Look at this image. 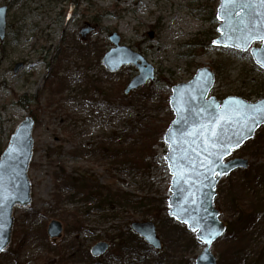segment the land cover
I'll return each instance as SVG.
<instances>
[{"label": "rangeland", "instance_id": "374dc122", "mask_svg": "<svg viewBox=\"0 0 264 264\" xmlns=\"http://www.w3.org/2000/svg\"><path fill=\"white\" fill-rule=\"evenodd\" d=\"M217 5L218 0H0L7 7L0 40V156L16 126L27 116L34 121L31 203L14 209L0 264H194L203 245L167 212L171 177L163 136L154 144L149 139L152 153L137 158L116 149L138 141L150 121L157 126L172 119L171 88L203 67L214 75L211 96L264 98V70L249 52L212 45ZM86 24L96 30L82 41L78 32ZM112 33L154 70L153 80L122 100L137 71L129 65L110 74L102 67ZM250 88L259 91L246 97ZM233 157L248 167L215 186L214 206L226 230L211 253L216 264H264V124ZM126 158L134 161L127 165ZM68 177L91 180L97 189L87 200L88 191L67 184ZM52 220L63 227L55 244L46 236ZM147 221L155 224L159 251L129 236L131 223ZM98 242L108 249L94 258L90 249Z\"/></svg>", "mask_w": 264, "mask_h": 264}, {"label": "water", "instance_id": "95a60500", "mask_svg": "<svg viewBox=\"0 0 264 264\" xmlns=\"http://www.w3.org/2000/svg\"><path fill=\"white\" fill-rule=\"evenodd\" d=\"M6 10L0 7V40L5 34ZM215 17L219 21L218 36L212 45L241 52L251 47L253 63L264 70V0H219ZM95 30V26L86 24L79 30L80 39L86 40ZM108 41L113 47L102 56V67L111 74L129 65L137 70L124 88V96L154 79L153 67L140 54L119 45L116 33ZM213 83V72L203 67L188 82L171 88L168 104L173 119L163 135L167 145L164 160L171 176L168 215L193 232L203 245L195 264H216L211 246L225 232V224L213 205L215 186L222 177L248 167L245 159L229 158L264 124V98L255 102L236 96L207 99ZM33 125L30 116L19 123L0 156V254L11 241L15 207L25 208L31 203L28 170L33 155ZM129 228L152 250H161L154 223L133 222ZM46 234L56 243L62 236L61 223L50 221ZM107 249V243L98 242L91 247L90 255L98 258Z\"/></svg>", "mask_w": 264, "mask_h": 264}, {"label": "trees", "instance_id": "16d2710c", "mask_svg": "<svg viewBox=\"0 0 264 264\" xmlns=\"http://www.w3.org/2000/svg\"><path fill=\"white\" fill-rule=\"evenodd\" d=\"M256 89L250 88V90L243 92V94H245L246 97L247 96L251 97L252 95L257 94V92L259 91V90H256ZM119 93L120 92H116V96L115 97H118L117 94L120 95ZM120 98L122 100V99H124V96L120 95ZM116 103H118V102H116ZM170 121H171V119L170 120H166V122L164 124L157 125V126L154 125L155 124L154 122L150 121L147 125H143L141 127V130H140L141 136L138 139V141H135V142H132V143H128V144L118 143L117 144L118 147H117L116 150H120L121 152L123 150H125L126 154H124V156H127L128 154H130V155H134L136 158L139 155H142L143 152H144V155L145 154H151L152 150H151V147L148 145L149 139L152 138V144L156 143V139L158 137H162L163 136V133H164V131H165V129L168 126ZM124 144H125V146H123ZM125 161H127L126 162L127 165H130V164H132V161H134V158L132 160L129 159V158H126ZM68 178H69L70 181L67 179L66 180L67 184L71 185L73 188H75L77 190L78 189H83V190L88 191L87 194H86L87 195V200L90 199V197L92 196L91 194H93L94 190L97 189L95 182H93L91 180H88L86 178H82V179H78V178H74V177H68ZM117 196L119 197V195H117ZM116 198H115V200H116V202H118ZM121 198L126 200L129 204L131 203V199H129V196L126 195L125 193H121ZM150 202L151 201H149V203ZM129 236L133 237L134 235L129 233Z\"/></svg>", "mask_w": 264, "mask_h": 264}, {"label": "snow or ice", "instance_id": "6c2138e0", "mask_svg": "<svg viewBox=\"0 0 264 264\" xmlns=\"http://www.w3.org/2000/svg\"><path fill=\"white\" fill-rule=\"evenodd\" d=\"M261 39H264V37H261Z\"/></svg>", "mask_w": 264, "mask_h": 264}, {"label": "flooded vegetation", "instance_id": "af4514ba", "mask_svg": "<svg viewBox=\"0 0 264 264\" xmlns=\"http://www.w3.org/2000/svg\"><path fill=\"white\" fill-rule=\"evenodd\" d=\"M7 8V7H6Z\"/></svg>", "mask_w": 264, "mask_h": 264}]
</instances>
